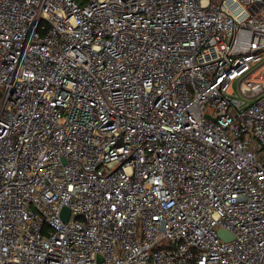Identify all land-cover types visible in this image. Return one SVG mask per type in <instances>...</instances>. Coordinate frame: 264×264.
I'll return each instance as SVG.
<instances>
[{"label": "built area", "instance_id": "1", "mask_svg": "<svg viewBox=\"0 0 264 264\" xmlns=\"http://www.w3.org/2000/svg\"><path fill=\"white\" fill-rule=\"evenodd\" d=\"M0 264H264V0H0Z\"/></svg>", "mask_w": 264, "mask_h": 264}, {"label": "water", "instance_id": "2", "mask_svg": "<svg viewBox=\"0 0 264 264\" xmlns=\"http://www.w3.org/2000/svg\"><path fill=\"white\" fill-rule=\"evenodd\" d=\"M69 213H70V210H69L68 208H64V209H63V215H64V219H65V220H67ZM220 235H221L222 237H224L226 240H232V239H233V237L230 236V235H229L226 231H224V230H222V231L220 232Z\"/></svg>", "mask_w": 264, "mask_h": 264}, {"label": "rangeland", "instance_id": "3", "mask_svg": "<svg viewBox=\"0 0 264 264\" xmlns=\"http://www.w3.org/2000/svg\"><path fill=\"white\" fill-rule=\"evenodd\" d=\"M232 92H233L234 94H236V85H234V86L232 87Z\"/></svg>", "mask_w": 264, "mask_h": 264}, {"label": "trees", "instance_id": "4", "mask_svg": "<svg viewBox=\"0 0 264 264\" xmlns=\"http://www.w3.org/2000/svg\"><path fill=\"white\" fill-rule=\"evenodd\" d=\"M78 2H81V3H84V1H86V0H77Z\"/></svg>", "mask_w": 264, "mask_h": 264}]
</instances>
